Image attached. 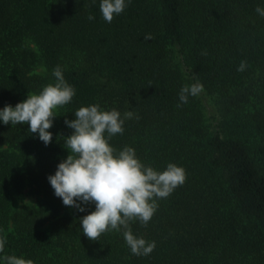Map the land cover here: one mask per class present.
Masks as SVG:
<instances>
[{
    "label": "trees",
    "instance_id": "16d2710c",
    "mask_svg": "<svg viewBox=\"0 0 264 264\" xmlns=\"http://www.w3.org/2000/svg\"><path fill=\"white\" fill-rule=\"evenodd\" d=\"M100 2L0 0V106L54 84L57 66L76 93L55 112L47 146L27 124L0 121V264L4 255L34 264H264V17L255 11L264 0H125L111 23ZM178 55L220 96L215 129L199 96L179 100ZM92 104L132 113L110 140L117 151L129 146L157 171L174 163L186 172L146 227L130 225L155 241L147 256L133 255L122 232L84 236L80 218L94 204L58 215L64 204L48 177L69 155L65 119ZM27 185L46 200L18 210Z\"/></svg>",
    "mask_w": 264,
    "mask_h": 264
},
{
    "label": "clouds",
    "instance_id": "9594fccd",
    "mask_svg": "<svg viewBox=\"0 0 264 264\" xmlns=\"http://www.w3.org/2000/svg\"><path fill=\"white\" fill-rule=\"evenodd\" d=\"M126 6L125 0H101L99 8L103 19L111 23ZM255 11L264 17V8L257 6ZM88 19L94 17L89 15ZM145 39H152L151 34ZM245 68L246 62L241 61L237 70L242 72ZM53 76L54 84H47L38 94H28L27 99L15 107L6 105L0 110V121L5 125L27 124L28 131L38 133L46 146L53 139L49 129L53 127L56 110L69 104L76 94L59 66L53 70ZM203 90L199 82L184 85L179 100L187 103L189 96H198ZM74 115V120L65 119L67 127L73 129L72 134L65 137L63 146L69 155L58 164L55 174L48 177L55 196L61 198L65 206L75 207L80 212L86 211L82 204L95 205L94 211L80 218L83 235L90 241H98L107 232H122L133 255L151 254L155 241L135 236L130 225L139 221L146 227L158 209L157 201L166 199L185 183V170L169 163L163 171H157L142 163L134 148L125 146L117 151L110 144L113 136L123 134L125 119L131 118V112L121 118L116 109L103 110L99 104H92L80 107ZM5 244V238L0 237V253L4 252ZM2 258L5 264H34L33 260L22 256L4 255Z\"/></svg>",
    "mask_w": 264,
    "mask_h": 264
},
{
    "label": "rangeland",
    "instance_id": "374dc122",
    "mask_svg": "<svg viewBox=\"0 0 264 264\" xmlns=\"http://www.w3.org/2000/svg\"><path fill=\"white\" fill-rule=\"evenodd\" d=\"M174 65H177L181 73V77L186 85H191L193 83L200 81L194 77L191 73L190 66L183 56H176L174 58ZM203 92L198 96L201 100V111L204 123L210 129H215V124L222 114V105L220 101V96L217 93L211 92L203 87ZM5 106H0L2 110ZM57 111V110H56ZM43 194L36 191L34 187L27 185L22 193L21 199L16 204V209L20 210L25 206H37L40 201L44 202ZM75 207H70L74 209ZM68 210V207L63 205V208L59 211L58 215H61Z\"/></svg>",
    "mask_w": 264,
    "mask_h": 264
}]
</instances>
